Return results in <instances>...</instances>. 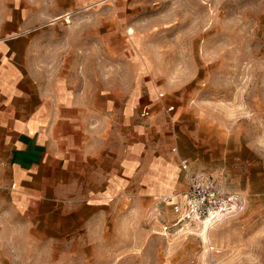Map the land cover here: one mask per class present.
<instances>
[{
    "label": "rangeland",
    "instance_id": "obj_1",
    "mask_svg": "<svg viewBox=\"0 0 264 264\" xmlns=\"http://www.w3.org/2000/svg\"><path fill=\"white\" fill-rule=\"evenodd\" d=\"M26 2L38 7L44 60L82 66L84 90L117 117L121 157L127 122L144 149L119 198L88 207L74 198L6 214L0 187V264H264V0ZM158 158L182 187L147 196ZM183 159L241 193L244 211L176 224L161 199L188 189Z\"/></svg>",
    "mask_w": 264,
    "mask_h": 264
},
{
    "label": "crops",
    "instance_id": "obj_2",
    "mask_svg": "<svg viewBox=\"0 0 264 264\" xmlns=\"http://www.w3.org/2000/svg\"><path fill=\"white\" fill-rule=\"evenodd\" d=\"M34 8L26 0H0V187L7 190L6 214L35 215L42 205L57 207L65 199H82L86 207L118 199L143 152L136 144L137 129H143L124 124L121 157L113 139L121 126L113 113L105 116L103 95L84 90L86 79L77 74L82 66L58 70L44 60L49 48L36 41L43 28ZM165 162L148 163L147 196L177 187L174 167Z\"/></svg>",
    "mask_w": 264,
    "mask_h": 264
},
{
    "label": "built area",
    "instance_id": "obj_3",
    "mask_svg": "<svg viewBox=\"0 0 264 264\" xmlns=\"http://www.w3.org/2000/svg\"><path fill=\"white\" fill-rule=\"evenodd\" d=\"M172 110L173 106L167 108V112ZM147 116L148 110H143L141 117ZM180 168L188 189L161 199L162 203L170 205L176 224L209 223L244 211L246 199L241 193L224 191L211 178L192 172L186 159L181 160Z\"/></svg>",
    "mask_w": 264,
    "mask_h": 264
}]
</instances>
